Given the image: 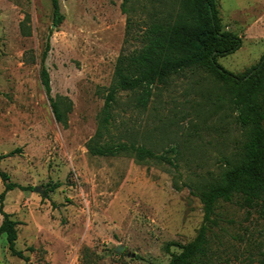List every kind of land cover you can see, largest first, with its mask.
<instances>
[{
  "label": "rangeland",
  "instance_id": "1",
  "mask_svg": "<svg viewBox=\"0 0 264 264\" xmlns=\"http://www.w3.org/2000/svg\"><path fill=\"white\" fill-rule=\"evenodd\" d=\"M59 2L63 17L56 24L52 0H0V154L15 151L0 169L29 187L10 190L4 201L19 221L17 248L33 264H168L180 248L167 244L192 240L203 220L192 186L215 176L244 140L236 113L219 101L224 91L213 77L187 71L155 89L146 109L129 105L132 94L121 92L105 135L160 154L171 150L175 164L91 154L87 142L117 59L140 45L136 37L152 1L130 0L126 12L123 0ZM217 5L222 30L242 39L218 61L242 74L264 55V0ZM47 41L51 95L72 105L66 125L42 82ZM216 212L212 264H264V204L235 196ZM2 218L0 212V224ZM0 264H28L10 253L5 236Z\"/></svg>",
  "mask_w": 264,
  "mask_h": 264
},
{
  "label": "trees",
  "instance_id": "2",
  "mask_svg": "<svg viewBox=\"0 0 264 264\" xmlns=\"http://www.w3.org/2000/svg\"><path fill=\"white\" fill-rule=\"evenodd\" d=\"M129 1L122 2L124 12L128 11ZM150 1L149 20L145 21L136 37L140 45L118 57L98 128L88 140L87 148L93 155H127L140 163L155 160L175 164L174 157L169 153L171 150L160 154L136 142L105 139L114 118L113 106L118 95L127 92L132 94L133 103L129 105L146 109L155 89L165 88L174 77L187 71L202 70L213 77L224 91L223 95H219V101L236 113V122L242 129L244 140L215 176L211 175L192 186L203 204V220L196 236L186 243L167 244L168 250L172 245L180 248V251L171 253L168 264H212L210 236L218 223L217 204L231 201L235 196H242L245 203L251 206L264 204V55L242 74H235L223 67L218 57L236 51L242 39L231 30H222L217 0ZM52 6L54 21L58 24L63 17L59 0H52ZM49 51L50 42L47 41L41 60L42 82L56 119L66 125L72 105L67 97L54 98L51 95L50 73L45 63ZM14 152L0 154V164L3 158ZM0 177L4 183V190L0 193L3 217L0 239L5 236L12 255L33 264L24 250L17 248L19 221L5 210L4 203L10 190H27L29 187L12 181L10 175L1 169Z\"/></svg>",
  "mask_w": 264,
  "mask_h": 264
},
{
  "label": "water",
  "instance_id": "3",
  "mask_svg": "<svg viewBox=\"0 0 264 264\" xmlns=\"http://www.w3.org/2000/svg\"><path fill=\"white\" fill-rule=\"evenodd\" d=\"M35 190H38V187H35ZM117 251H121V250L118 248Z\"/></svg>",
  "mask_w": 264,
  "mask_h": 264
}]
</instances>
